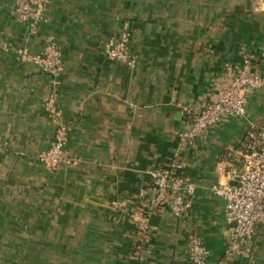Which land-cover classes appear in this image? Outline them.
Listing matches in <instances>:
<instances>
[{
	"label": "crops",
	"instance_id": "obj_1",
	"mask_svg": "<svg viewBox=\"0 0 264 264\" xmlns=\"http://www.w3.org/2000/svg\"><path fill=\"white\" fill-rule=\"evenodd\" d=\"M12 8L0 0V264H188L191 235L210 263L264 264V225L249 258L225 259V203L211 192L240 164L251 127L264 128L263 92L247 95L244 118L185 151L197 184L189 214L153 217L144 238L134 221L149 212L138 196L149 170L168 167L189 117L219 97L247 56L264 70V0H46L36 34ZM124 33L131 64L105 53ZM48 40L62 53L56 85L17 58ZM51 93L56 117L44 109ZM60 123L66 161L49 167L36 156Z\"/></svg>",
	"mask_w": 264,
	"mask_h": 264
},
{
	"label": "built area",
	"instance_id": "obj_2",
	"mask_svg": "<svg viewBox=\"0 0 264 264\" xmlns=\"http://www.w3.org/2000/svg\"><path fill=\"white\" fill-rule=\"evenodd\" d=\"M46 0H13L14 19L27 25L31 34H36L43 21ZM127 35L109 40L106 56L109 59L132 63L127 53ZM17 58L22 64H34L41 67L52 79L54 85L62 66V53L59 45L48 40L41 52L33 53L19 49ZM247 56L235 78L219 95L206 103L199 111L189 117L186 129L180 134V145L175 157L167 168L153 167L149 170L147 187L141 188L138 196L148 201L149 212L136 214L135 224L144 238L151 232V219L163 213L175 218H184L193 206L197 184L185 174L186 163L183 155L187 149H194L209 132L223 122L244 118L247 113V95L259 91L264 93V70L252 64ZM44 109L50 116H59L55 93L45 101ZM66 127L59 124L55 140L51 147L40 151L36 158L49 167H55L66 161L64 144ZM228 182L211 187V192L225 203V218L230 227L229 242L225 249V259L234 256L250 257V247L259 226L264 225V128L254 126L248 131L242 143L241 162L235 167L229 164L226 171ZM150 192H153L151 194ZM137 249H140L139 247ZM188 264H224V261L210 263L206 248L199 236L188 239Z\"/></svg>",
	"mask_w": 264,
	"mask_h": 264
},
{
	"label": "rangeland",
	"instance_id": "obj_3",
	"mask_svg": "<svg viewBox=\"0 0 264 264\" xmlns=\"http://www.w3.org/2000/svg\"><path fill=\"white\" fill-rule=\"evenodd\" d=\"M47 166V165H46Z\"/></svg>",
	"mask_w": 264,
	"mask_h": 264
}]
</instances>
